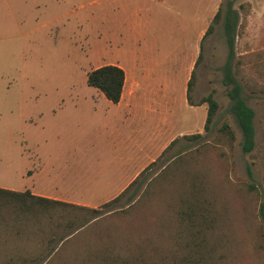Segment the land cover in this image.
I'll return each instance as SVG.
<instances>
[{"label": "rangeland", "instance_id": "374dc122", "mask_svg": "<svg viewBox=\"0 0 264 264\" xmlns=\"http://www.w3.org/2000/svg\"><path fill=\"white\" fill-rule=\"evenodd\" d=\"M102 1L0 0L1 187L23 190L27 170L35 169L38 160L67 148H84L92 140L84 111L94 100L95 89L86 83L87 72L133 53L129 44L118 50L106 44L108 37L118 38V33L126 41L130 35L125 26H118L117 12L104 8ZM228 2L237 13L232 70L246 103L255 111V146L250 153L241 150L239 129L227 111L226 86L218 82L228 54L219 31ZM221 11L202 54L206 72L214 67L218 71L214 82L218 108L209 130L200 123L202 138L178 139L131 199L128 192L110 206L111 212L63 244L46 246L39 264H82L105 248L124 254L141 246L174 248L175 213L188 197L200 198V192L212 203L217 218L211 240L220 254L219 264H264V249L256 246L264 242L258 236L259 197L245 187L255 183L264 192V0H223ZM224 122L234 134L232 139L217 135ZM194 124L190 121L189 127ZM183 149L189 152L181 164L161 177L163 165ZM78 161L81 164L76 160L71 167H88L84 182L91 188L79 198L99 206L103 195L98 189L106 181L102 175L107 162L99 164L90 154H79ZM25 238L17 244L0 242V259L12 254L15 245L21 254L31 255L43 247L35 234Z\"/></svg>", "mask_w": 264, "mask_h": 264}, {"label": "crops", "instance_id": "0c3cea01", "mask_svg": "<svg viewBox=\"0 0 264 264\" xmlns=\"http://www.w3.org/2000/svg\"><path fill=\"white\" fill-rule=\"evenodd\" d=\"M102 2L104 8L117 12L118 26H125L130 35L126 41L118 33V38L108 37L106 44L116 50L129 44L133 49L128 58L118 56L97 65L115 64L123 69L120 98L113 102L92 86L95 98L84 111L92 140L84 148H67L38 160L35 169L27 170L23 187L35 195L91 207L97 204L79 198L91 189L84 182L88 167H71L74 161L79 162V154H90L102 165L107 162L102 175L106 181L98 189L102 203L119 194L172 140L200 133V123L204 126L207 116V103L200 100L209 93L216 100L214 82L218 78L217 67L206 72L202 54L205 40L207 44L210 41L207 36L216 29L213 18L223 0ZM224 15L219 31L227 44ZM209 25L212 29L206 33ZM226 60L220 67L218 82L223 83ZM190 121L194 126L189 127Z\"/></svg>", "mask_w": 264, "mask_h": 264}, {"label": "trees", "instance_id": "16d2710c", "mask_svg": "<svg viewBox=\"0 0 264 264\" xmlns=\"http://www.w3.org/2000/svg\"><path fill=\"white\" fill-rule=\"evenodd\" d=\"M230 5L231 2L228 3L223 21L229 49L226 63L223 66V83L226 85V94L229 98L227 111L233 116L240 132L241 150L243 153H250L255 146V111L246 103L243 87L232 71L237 13ZM220 15L221 10L219 9L214 15L213 21H217ZM211 29L212 25H209L206 33ZM192 79L193 76L188 83V98H190L189 91ZM123 82L124 71L115 64H103L94 67L86 75V83L100 90L106 98L113 102L119 100ZM200 101L207 103V116L203 126L204 130L207 131L217 111L218 103L212 93L202 97ZM220 134H224L229 139L234 136L226 122L217 129V135ZM183 137L191 140L202 138L203 135L192 133ZM176 141L177 138L172 140L163 152L148 164L119 194L96 207L35 195L28 189L16 190L0 187V242L10 240L9 242L17 244L16 242L25 240L27 235L35 234L37 240L43 243V247L38 248L34 252L36 254L33 255L21 254L18 250L20 249L19 245H15L13 253L0 259V264H39L43 262L45 259L43 251L46 246L52 243L63 244L84 226L92 224L106 215L107 212H111L113 208L110 206L128 192H130L128 199H131L139 185L146 180L150 169L162 159ZM187 152L189 150L170 158L163 165L161 171L164 174L160 176H167L169 169L181 164L187 156L185 155ZM246 168L247 173L251 176V165L247 164ZM245 187L247 191H255L259 197L257 213L261 225L258 228L260 230L258 236L264 237L262 232L264 227V192L255 183H246ZM202 196L203 199H201ZM175 214L177 232L172 236L174 248L168 247L164 250V247L158 248L159 245L148 248L141 246L129 254L105 248L92 254V257L88 256L87 258L90 260H85L82 264H219L220 254H216L215 242L213 239L211 240V233L215 230L217 223L212 203H209V200L200 192V198L197 195L188 197L184 204L179 206ZM256 246L263 250L264 242H257ZM24 247L27 248V246Z\"/></svg>", "mask_w": 264, "mask_h": 264}]
</instances>
